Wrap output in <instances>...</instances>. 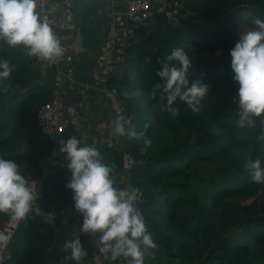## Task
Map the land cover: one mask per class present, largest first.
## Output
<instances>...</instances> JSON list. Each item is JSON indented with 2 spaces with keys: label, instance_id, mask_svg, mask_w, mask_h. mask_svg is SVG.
<instances>
[{
  "label": "trees",
  "instance_id": "obj_1",
  "mask_svg": "<svg viewBox=\"0 0 264 264\" xmlns=\"http://www.w3.org/2000/svg\"><path fill=\"white\" fill-rule=\"evenodd\" d=\"M152 10L130 33L122 73L112 79L128 117L126 130H143L152 143L145 147L126 131L118 136L121 147L104 146L101 156L115 163L118 187L139 189L140 209L157 245L148 248L156 264H264V183L251 181L245 168L256 158L264 166V123L256 117L255 127L237 125L238 84L229 55L237 32L254 28L257 17L264 20V0H164ZM177 46L193 58L189 80L202 78L210 91L199 112L178 99L179 115L173 116L161 107V90L151 92L160 82L157 70ZM0 56L14 65L0 81V156L14 159L31 184L54 151L37 120L53 96V79L22 47L0 42ZM70 135L82 140L74 124L66 125L58 159L60 143ZM70 176L67 166L47 173L38 207L17 228L6 264H76L65 259L63 247L76 234L88 252L83 264H92L90 235L77 229L78 211L65 188ZM10 217L0 213V226ZM242 233L248 241L234 245L233 234Z\"/></svg>",
  "mask_w": 264,
  "mask_h": 264
},
{
  "label": "clouds",
  "instance_id": "obj_2",
  "mask_svg": "<svg viewBox=\"0 0 264 264\" xmlns=\"http://www.w3.org/2000/svg\"><path fill=\"white\" fill-rule=\"evenodd\" d=\"M254 28L238 32L234 47L229 50L232 79L238 84L233 100L237 102V125L255 127L256 117L264 123V20L255 18ZM0 42L6 47H22L29 56L55 60L64 55V46L52 24L38 11V0H0ZM151 60L147 57L146 62ZM157 70L160 82L152 89L156 96L160 89L161 107L173 116L179 115L176 101L185 102L193 112L200 111L201 101L209 93V85L202 78L189 80L193 58L181 47H173ZM14 65L0 56V81L6 80ZM204 74L201 73V77ZM2 91V89H0ZM127 95V93H125ZM124 116L115 117L113 131L130 139L142 140L145 147L152 141L143 130H126ZM147 125H145V128ZM63 132V129H57ZM264 139V136L261 137ZM59 152L67 160L71 176L65 188L72 193L73 207L82 215L80 233L97 235V246L112 259L123 256L127 264H144V250L157 247L148 231L145 217L137 207L138 188L131 190L117 186L115 163L104 162L100 150L82 143L76 135L67 136L60 143ZM245 168L251 181L264 183L261 160L248 159ZM37 198L29 180L19 171L14 159L0 156V213L17 220L28 218L32 202ZM69 252L66 260L83 264L88 255L80 234L65 240Z\"/></svg>",
  "mask_w": 264,
  "mask_h": 264
},
{
  "label": "crops",
  "instance_id": "obj_3",
  "mask_svg": "<svg viewBox=\"0 0 264 264\" xmlns=\"http://www.w3.org/2000/svg\"><path fill=\"white\" fill-rule=\"evenodd\" d=\"M49 1L55 10L57 35L64 46V55H72L76 72V80L63 87L62 120L65 125H75L82 134V143L99 150L104 146L119 149L118 135L113 131V103L118 101L112 79L116 75L120 77L132 42L130 33L134 23L126 14L127 0ZM63 65L68 64L64 61ZM54 71L55 68L50 66L44 74L51 80ZM60 158L61 162L67 163L64 155ZM125 178L128 181V174ZM127 187L131 190L129 184ZM81 223L82 215L78 212V230ZM88 234L93 251L92 264H118L119 258H125L114 260L110 253L101 252L97 235ZM147 250L144 255L150 256ZM153 255L149 258L150 264H156L151 260Z\"/></svg>",
  "mask_w": 264,
  "mask_h": 264
},
{
  "label": "built area",
  "instance_id": "obj_4",
  "mask_svg": "<svg viewBox=\"0 0 264 264\" xmlns=\"http://www.w3.org/2000/svg\"><path fill=\"white\" fill-rule=\"evenodd\" d=\"M155 0H127L126 3V14L133 20L134 28L146 18H148L152 12L154 7ZM164 0L162 1V3ZM38 11H40L43 17H46L47 20L52 24L54 31L57 33L58 30V22L55 16V10L49 0H38ZM131 31V32H132ZM36 57V56H35ZM43 71L53 66L55 68L53 75V96L51 100L45 102L38 110L37 120L38 125L41 131L50 139V141L54 144V151L51 156H49L46 160V164L43 168V175L36 180L31 182V185L34 191L39 195V190L41 184L52 168L55 166H67V163L61 162L57 158V147L59 145V141L61 139L62 133L58 132L57 129L62 128L63 131L66 127L65 123L62 120V94L64 84L68 82H74L76 80V72L75 68L72 65V55H63L55 60H45L42 58H38ZM66 61L68 65L64 66L63 62ZM114 112L115 117L117 115H123L125 120L124 123L128 121L127 115L124 113L121 105L114 101ZM140 200L137 199L136 205L140 209ZM37 198L32 202V208H37ZM31 208V209H32ZM141 210V209H140ZM23 220H17L13 217L2 226H0V264L5 263V257L11 244L13 237L16 233L17 228Z\"/></svg>",
  "mask_w": 264,
  "mask_h": 264
},
{
  "label": "rangeland",
  "instance_id": "obj_5",
  "mask_svg": "<svg viewBox=\"0 0 264 264\" xmlns=\"http://www.w3.org/2000/svg\"><path fill=\"white\" fill-rule=\"evenodd\" d=\"M160 1H163V0H160ZM159 2V0H155L154 1V6L157 4ZM262 5H258L257 7H261ZM250 29H252V28H243V29H241L240 31H238L239 33H242V32H245V31H247V30H250ZM238 32H237V34H238ZM119 136V135H118ZM117 136V137H118ZM118 140H119V137L117 138ZM116 139V140H117ZM121 147V145L119 146V148ZM34 208H32L31 209V211L33 210ZM234 236H233V238H234V240H233V244L234 245H238V244H242V243H245V242H247L248 241V239H249V234H245V233H242V234H233ZM151 253V254H150ZM147 254L148 255H153V251L152 250H147ZM150 256H146V255H144V264H150V260H149V257ZM121 258L123 257V256H120ZM119 261L120 262H118V264H127V259L126 258H123V259H120L119 258Z\"/></svg>",
  "mask_w": 264,
  "mask_h": 264
}]
</instances>
